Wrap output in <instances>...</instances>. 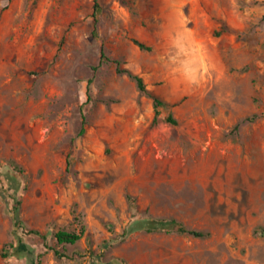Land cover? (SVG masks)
Segmentation results:
<instances>
[{"label": "rangeland", "instance_id": "obj_1", "mask_svg": "<svg viewBox=\"0 0 264 264\" xmlns=\"http://www.w3.org/2000/svg\"><path fill=\"white\" fill-rule=\"evenodd\" d=\"M263 232L264 0H0V264H264Z\"/></svg>", "mask_w": 264, "mask_h": 264}, {"label": "trees", "instance_id": "obj_2", "mask_svg": "<svg viewBox=\"0 0 264 264\" xmlns=\"http://www.w3.org/2000/svg\"><path fill=\"white\" fill-rule=\"evenodd\" d=\"M131 41L140 50H149L150 49L144 43H142L136 39H132ZM101 59L107 60L105 58V56H102ZM114 63L117 66L116 71L118 74L125 75L129 79L133 80L136 84L137 89L140 92L150 95L152 102H153V108H154L153 123H157L158 119H159V115H160V108L161 107L171 108L172 106L166 104L165 102H163L158 97L150 94L147 90V87H146L145 82H144L142 77L134 74L129 69L121 68L119 61H114ZM167 122L171 123V124H176V121L172 117L171 114L168 115ZM145 230L148 232L164 231L166 233H170L173 231V232H176L178 234H182V235L185 234V235H189V236L195 237V238H203V237L207 236L206 233H203L200 231H195V230H189V229L185 228L181 223H178L175 220L151 221V222H148V224H146ZM84 232H85L84 226H80V228L74 229V230H59L54 234V238H55L56 242L60 245H67V244L73 245V244L77 243L82 238ZM30 233L35 234V235H39V233L37 231H30ZM263 234H264V232H263ZM56 253H57V255H59L58 252H56Z\"/></svg>", "mask_w": 264, "mask_h": 264}]
</instances>
